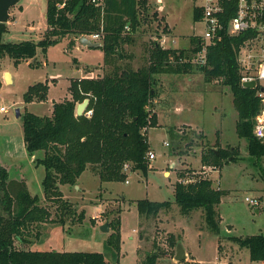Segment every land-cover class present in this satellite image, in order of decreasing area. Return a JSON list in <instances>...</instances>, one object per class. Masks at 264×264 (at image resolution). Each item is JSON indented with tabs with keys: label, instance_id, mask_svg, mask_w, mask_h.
Here are the masks:
<instances>
[{
	"label": "rangeland",
	"instance_id": "1",
	"mask_svg": "<svg viewBox=\"0 0 264 264\" xmlns=\"http://www.w3.org/2000/svg\"><path fill=\"white\" fill-rule=\"evenodd\" d=\"M195 5L196 0H148V18L138 29L134 42L123 47V62L134 68L143 64L151 47L152 33L170 34L176 39L175 43L169 40L170 45L189 47L192 38L203 35L205 29L204 23L194 18ZM47 6L48 0H21L11 7L13 18L10 16L9 31L3 34V39L39 42L48 27ZM69 38V35L63 37L46 50L38 47L31 63L26 60L16 63L9 56L1 59L0 107L8 111L0 110V145L7 144L13 152L18 150L10 140L23 137L26 110L50 115L54 102L64 100L69 94L71 79L102 76L105 67L109 68L104 66L102 46L70 48ZM87 69L93 72L86 73ZM7 71L13 78L10 83L5 80ZM37 82L49 85L46 98L26 103L25 91ZM156 87L159 102L155 104L152 99L149 108L153 113L156 108L158 119L154 121L151 117V125L146 129L149 151H154L156 158L149 160L147 170L131 167L132 172H126L125 180L102 181L87 169L76 185H61L65 198L76 207L65 216L63 228L51 233L46 240L48 244L36 247V241H41L38 238L32 247L101 251L112 264H139L156 247L160 252L157 264H256L249 248L234 237L264 234V180L259 168L264 167V158L256 160L250 155L247 140L237 133L238 111L231 89L219 79L206 81L199 70L160 74ZM210 147L227 149L229 155L221 163L207 164L202 155ZM26 152L27 161L22 168L31 181L29 191L44 198L45 167L30 162L32 155ZM35 155L40 157L43 152L39 150ZM181 168L206 170L213 178V186L227 191L216 206L219 233L207 226L202 208L181 213L174 191ZM247 196L258 197L261 203L251 206ZM144 198L171 200L173 204L158 216L144 220L136 205ZM118 217L120 251L108 246L111 224L109 231L101 228L104 222ZM178 239L187 252V258L182 261L174 257L178 243L174 245L173 241Z\"/></svg>",
	"mask_w": 264,
	"mask_h": 264
},
{
	"label": "trees",
	"instance_id": "2",
	"mask_svg": "<svg viewBox=\"0 0 264 264\" xmlns=\"http://www.w3.org/2000/svg\"><path fill=\"white\" fill-rule=\"evenodd\" d=\"M148 9V0H48V28L39 42L5 41L3 34L9 31L8 22H0V61L6 56L16 63L33 59L38 47L46 50L67 35L72 48L81 36L102 30L104 64L109 66L102 76L72 79L69 86L72 97L56 102L50 115L25 111L23 136L26 149L31 155L39 150L43 152L35 161L45 167V197L33 195L24 179L11 178L8 169L0 165V264H112L101 251L41 250L31 244L38 238L44 240L40 238L41 230L48 225L64 226L65 216L76 207L65 198L61 185H76L87 169L102 181L125 180L127 163L134 170H147L150 143L146 129L151 125V117L154 121L157 118L149 105L157 95L160 74L199 70L206 81H222L233 93L239 137L247 140L250 155L256 160L264 158V139L254 134L261 99L255 87L242 84V67L238 61L239 50L248 33L215 39L208 47L206 64L186 60L201 48L200 39L195 36L188 50L151 45L146 61L134 68L123 62V47L134 42L138 29L148 18ZM200 17L201 13L195 8V20ZM127 25L130 30H126ZM181 58L185 60L181 61ZM48 88L44 82L30 85L24 93V101L45 99ZM87 97L92 115H78L77 105ZM227 154V149L210 147L203 153L202 160L207 164H218ZM259 168L264 180V167ZM179 170L174 191L181 213L189 214L202 208L207 226L219 233L220 217L216 206L227 191L214 187L213 180L204 171ZM172 204L171 200L149 198L136 202L144 220L158 216ZM82 216L80 213L79 219ZM110 224L113 230L108 246L120 251L121 220L119 217L112 219ZM234 239L249 248L253 261L264 262L263 233ZM178 241L174 240V245ZM159 257L156 247L139 264H157Z\"/></svg>",
	"mask_w": 264,
	"mask_h": 264
},
{
	"label": "built area",
	"instance_id": "3",
	"mask_svg": "<svg viewBox=\"0 0 264 264\" xmlns=\"http://www.w3.org/2000/svg\"><path fill=\"white\" fill-rule=\"evenodd\" d=\"M96 1V0H93ZM59 6H63L60 4ZM195 8L201 13L200 20L204 23L203 35L197 36L200 39L201 48L191 54L186 60L192 63L206 64L208 57V47L217 38L224 35H239L248 33L242 44L238 61L242 67V84L246 81H256L255 88L257 95L261 99V105L257 111L254 124V134L260 139H264V0H196ZM126 30H130L129 25ZM250 32V34H249ZM92 40H101L103 31L94 32L87 35ZM169 40L175 43L176 39L170 34L157 32L151 34V44H159L165 48H185L170 45ZM184 61V58L180 59ZM1 111H8L5 107H0ZM87 116L92 115V109H86ZM148 160L156 158L154 151H148ZM124 170L132 172L131 165L125 164ZM205 174L212 180L208 171ZM186 183L188 180H183ZM246 201L251 206L261 203L258 197H246Z\"/></svg>",
	"mask_w": 264,
	"mask_h": 264
},
{
	"label": "crops",
	"instance_id": "4",
	"mask_svg": "<svg viewBox=\"0 0 264 264\" xmlns=\"http://www.w3.org/2000/svg\"><path fill=\"white\" fill-rule=\"evenodd\" d=\"M12 17V15H11ZM10 20V19H9ZM8 26H9V21H8ZM48 28V27H47ZM80 38L75 42V45L72 47V48H75V47H78V46H81L82 47V44L80 43ZM95 41V40H93ZM98 42H101V40H96ZM102 43V42H101ZM102 45V44H101ZM100 45V46H101ZM125 45H128V44H125ZM124 45V46H125ZM152 45V44H151ZM84 46V45H83ZM87 47V46H86ZM89 47V46H88ZM97 47V46H95ZM93 48V47H91ZM28 62L31 63L32 59L30 60H26ZM106 66V65H104ZM105 69H107V67H105ZM93 71H90V70H86V73H91ZM85 76H90V77H98V76H92V75H85ZM84 76V77H85ZM72 80V79H71ZM13 81V78L11 76V81ZM8 82V81H6ZM32 85V84H31ZM69 94L66 96V98L64 100H66L67 98H70L71 96V92L70 90L68 91ZM70 95V96H69ZM63 101V100H62ZM153 101L155 104H157L159 102V99L158 97H154L153 98ZM57 101L54 102V105ZM59 102V101H58ZM54 107V106H53ZM53 111V109H52ZM155 112H156V117L158 119V113L156 111V108H155ZM52 113V112H51ZM21 138V141L19 138ZM12 143H13V146L14 148L17 147L18 150H15L14 152L11 151V149L9 148V146L7 144H5L4 146L0 145V165H3L5 166L8 171H9V174H13L12 177L14 178H19V179H24L26 182H27V185H28V188H29V184L31 183L30 179L26 176V174L24 173L23 171V168H22V165H23V162L27 161V150H26V146H25V141H24V136L23 137H20V136H17V137H14L13 139L10 140ZM37 156L34 154L32 155L31 159L29 160L30 162L32 163H36L35 161V158ZM22 162V164H20L19 162ZM39 165V164H38ZM79 186V185H78ZM77 186V188H78ZM98 218V217H96ZM48 224V223H47ZM46 224V225H47ZM62 226H57V225H48L46 228H43L41 230V235H40V238L44 239L43 241H36L37 245L36 247L38 246H42L44 244H48L49 241H46L49 239L50 235L52 232H55L56 230H59L58 228H61ZM63 228V227H62ZM52 237V236H51ZM51 240V239H50ZM31 246H34L33 244H31ZM256 264H260L258 262H256ZM264 264V262L262 263Z\"/></svg>",
	"mask_w": 264,
	"mask_h": 264
},
{
	"label": "water",
	"instance_id": "5",
	"mask_svg": "<svg viewBox=\"0 0 264 264\" xmlns=\"http://www.w3.org/2000/svg\"><path fill=\"white\" fill-rule=\"evenodd\" d=\"M21 0H0V22H8L10 19V9L11 7L17 5ZM80 43L84 46L95 47L100 46L102 43L98 41H93L87 35H83L80 37ZM5 80L11 81V74L7 71L5 73ZM244 86L254 88L256 86V81H246L243 83ZM90 103V98H85L82 102L77 105V114L82 115L85 113L86 109L88 108ZM17 115H20V109L17 108ZM218 152V151H217ZM102 230L109 231L110 229V222L106 221L101 226ZM175 260L182 261L183 259L187 258V252L183 245L178 242L175 254Z\"/></svg>",
	"mask_w": 264,
	"mask_h": 264
}]
</instances>
